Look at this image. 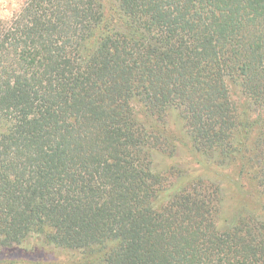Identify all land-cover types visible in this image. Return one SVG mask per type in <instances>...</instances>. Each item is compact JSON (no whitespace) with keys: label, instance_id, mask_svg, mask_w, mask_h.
<instances>
[{"label":"trees","instance_id":"obj_1","mask_svg":"<svg viewBox=\"0 0 264 264\" xmlns=\"http://www.w3.org/2000/svg\"><path fill=\"white\" fill-rule=\"evenodd\" d=\"M26 241L71 264H264V0L0 19V249Z\"/></svg>","mask_w":264,"mask_h":264},{"label":"rangeland","instance_id":"obj_2","mask_svg":"<svg viewBox=\"0 0 264 264\" xmlns=\"http://www.w3.org/2000/svg\"><path fill=\"white\" fill-rule=\"evenodd\" d=\"M13 4L14 0H3L0 3V14L10 13L11 15L17 10ZM2 259H20L19 262H33L34 264H71L74 261V257L70 254L49 251L31 241H26L13 249H0V260Z\"/></svg>","mask_w":264,"mask_h":264},{"label":"clouds","instance_id":"obj_3","mask_svg":"<svg viewBox=\"0 0 264 264\" xmlns=\"http://www.w3.org/2000/svg\"><path fill=\"white\" fill-rule=\"evenodd\" d=\"M3 0H0V3H2ZM24 4V0H14V4L13 6L19 10L20 8H22ZM10 16V13H3V14H0V19H6Z\"/></svg>","mask_w":264,"mask_h":264}]
</instances>
